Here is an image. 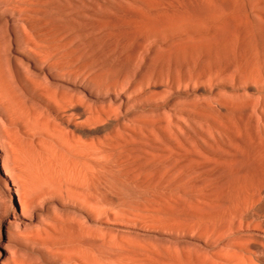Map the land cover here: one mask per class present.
Listing matches in <instances>:
<instances>
[{
  "label": "rangeland",
  "instance_id": "obj_1",
  "mask_svg": "<svg viewBox=\"0 0 264 264\" xmlns=\"http://www.w3.org/2000/svg\"><path fill=\"white\" fill-rule=\"evenodd\" d=\"M261 132L264 0H0V264L232 263Z\"/></svg>",
  "mask_w": 264,
  "mask_h": 264
},
{
  "label": "bare ground",
  "instance_id": "obj_2",
  "mask_svg": "<svg viewBox=\"0 0 264 264\" xmlns=\"http://www.w3.org/2000/svg\"><path fill=\"white\" fill-rule=\"evenodd\" d=\"M205 16H206V14H205ZM213 16L214 15H211V16H209V17H212V19L211 20H213L214 18H213ZM218 16V15H217ZM209 17H207V18H209ZM215 17V16H214ZM220 17V16H219ZM170 18V17H169ZM177 18H179V17H177ZM177 18L175 19V20H177ZM184 18H185V16H184ZM174 19V18H173ZM172 19V20H173ZM204 19V18H203ZM216 19H218V18H215V20ZM185 20V19H184ZM205 20V19H204ZM211 20H209L210 22H211ZM154 21V20H153ZM165 21V20H164ZM186 21V20H185ZM172 22V21H171ZM170 22V23H171ZM181 22V21H180ZM178 23V24H182L183 23V26H184V28L186 27V25H184V22H181V23ZM187 22H188V20H187ZM186 22V23H187ZM203 22H205L206 24H208V25H210L209 24V22L207 21V19L205 20V21H203ZM155 23V22H154ZM185 23V24H186ZM204 23V24H205ZM157 25H158V22L156 23ZM176 24V23H175ZM193 24V23H192ZM197 24V23H196ZM195 24V25H196ZM152 25V24H151ZM155 25V24H154ZM194 24H193V26H195ZM202 25V24H201ZM201 25H199V26H201ZM176 26V25H175ZM191 27L190 25H188L186 28H185V30L187 29V31L189 30V28L191 29V34L193 33L192 32V28H196L197 26H195V27ZM197 27L198 29H200V27ZM204 26V25H203ZM151 27V26H150ZM174 27V25L173 26H168V27H165V26H162L160 29L159 28H156V26L154 27L155 28V32H159L160 34H161V31H162V33H164V31L163 30H167L168 31V34H170L171 33V31H169V29L170 28H173ZM204 27H206V26H204ZM204 27H202L203 29H204ZM153 27H151V29H154ZM196 28V29H197ZM207 28V27H206ZM149 29V28H148ZM150 29V30H151ZM176 28L174 27V29L173 30H175ZM181 28H179V30L178 29H176L175 31H173L172 32V34L173 35H175L176 33H177V30H178V32L179 31H181L180 30ZM197 29V30H198ZM201 31H202V29H200ZM199 30V31H200ZM205 30V29H204ZM203 30V31H204ZM208 32H211L212 31V33L213 34H210V33H208L207 31V33H208V35L209 36H213L214 34H218V32H216L215 30H213V27H212V30H210V29H206ZM210 30V31H209ZM152 31V30H151ZM198 31V34H200L201 32H199ZM170 32V33H169ZM183 32V31H182ZM190 32V31H189ZM205 31H204V33H206ZM180 33V32H179ZM194 33L196 34L197 33V31L195 32L194 31ZM206 33V34H207ZM158 34V33H157ZM171 34V35H172ZM183 35H184V32L182 33ZM202 34V33H201ZM171 35L169 36L170 38H171ZM177 35V34H176ZM180 35H181V33H180ZM178 36V35H177ZM205 36V35H204ZM211 36V37H212ZM216 36H218V38L220 37L219 35H215V37ZM173 37V36H172ZM214 37V36H213ZM213 37L211 38V39H213ZM214 37V38H215ZM217 38V37H216ZM215 38V39H216ZM217 38V43L215 44V45H217V48H222V49H225V48H228V47H230L229 46V44L226 42V41H222V40H220V39H218ZM214 39V40H215ZM173 40H176V39H173ZM204 40V39H203ZM181 41V40H180ZM208 41V40H207ZM216 41V40H215ZM221 41V42H220ZM236 41V40H235ZM183 43V42H182ZM185 43H187V42H185ZM200 43V42H199ZM198 43V45H200V46H198V47H195V52L197 51L196 49H199L201 52L204 50V51H206L205 50V47H201V45L202 44H199ZM206 43V42H205ZM215 43V42H214ZM181 44V43H180ZM192 45L191 43H188L187 45H186V47L188 46V45ZM233 44H234V42H233ZM184 47H185V44H182ZM232 45V44H231ZM172 46V45H171ZM177 46V45H176ZM193 46V45H192ZM203 46V45H202ZM173 47H174V43H173ZM189 47V46H188ZM188 47L186 48V49H188ZM209 47V46H208ZM234 47H235V45H234ZM239 47V46H238ZM190 50H191V46H190V48H189ZM194 49V48H193ZM174 50V49H173ZM198 50V51H199ZM208 50V49H207ZM221 50V49H220ZM227 50V49H226ZM174 51H176V50H174ZM197 51V52H198ZM199 51V52H200ZM223 51V50H222ZM186 52V51H185ZM183 53V52H182ZM241 54H243V53H241ZM184 55V54H183ZM206 56V55H205ZM188 65V64H187ZM239 65V64H238ZM191 66V65H190ZM255 104H257V102H254ZM247 104H248V102H247ZM251 104V103H250ZM251 105H254L253 104V102H252V104ZM261 105V104H260ZM248 106V105H247ZM255 106V105H254ZM259 106V105H258ZM258 106H255L256 108L258 107ZM246 107V106H245ZM250 107V106H249ZM255 107H252V109H251V107H250V109L251 110H253V108H255ZM260 107V106H259ZM258 107V108H259ZM227 109V108H226ZM263 109V108H262ZM228 110V109H227ZM247 110V109H246ZM249 110V109H248ZM251 110H249V111H251ZM255 110V109H254ZM261 110V109H260ZM259 110V111H260ZM258 111V112H259ZM244 112V111H243ZM253 112H255V111H253ZM252 112V113H253ZM251 113V112H250ZM237 114V113H236ZM260 115H261V113H259ZM263 117V115L261 116V118ZM262 120V119H261ZM261 123V122H260ZM261 133H264V132H261ZM264 137V136H263ZM18 193V192H17ZM263 203H264V201H263ZM262 205V204H261ZM263 206H264V204H263ZM259 207V205L256 207V209ZM261 207V206H260ZM262 208V207H261ZM255 209V210H256ZM258 210H260V212H261V209H258ZM264 210V209H263ZM251 212V211H250ZM253 210H252V212L251 213H249V214H246L245 215V217H244V219L247 221H244L245 223H248V222H250L251 223V226L252 225H254V223H255V225H256V228H254V230L255 229H257V226H259L260 224H258V222H257V217L256 216H254V214H253ZM252 214V215H251ZM17 215V214H16ZM262 215H263V212H262ZM264 216V215H263ZM263 219V218H262ZM261 219V220H262ZM261 220H259V218H258V221H261ZM257 222V223H256ZM259 223H261L262 224V226L264 227V220H263V222H259ZM261 226V228H259V230L261 229H263V227ZM255 227V226H254ZM244 229V228H243ZM264 232V231H263ZM253 234V233H252ZM255 234V233H254ZM262 235V234H261ZM261 235H259V237L261 236ZM246 236V235H245ZM252 236H254V237H251L250 239H253V240H251L249 243H251L250 245H249V243L247 244V245H245L246 247H241V248H238V251H240V252H238L237 254H239L238 256H237V254H236V256L235 255H232L231 256V254H230V260H231V262L232 263H230V264H243L244 262H248V264H252V262H253V264H264V241H260L261 239L260 238H258V235L256 236V235H252ZM262 236H264V235H262ZM241 237V236H240ZM243 237V236H242ZM234 243H235V241H234ZM241 243V242H240ZM249 245V246H248ZM248 246V247H247ZM229 254V253H228ZM227 264V263H226Z\"/></svg>",
  "mask_w": 264,
  "mask_h": 264
}]
</instances>
